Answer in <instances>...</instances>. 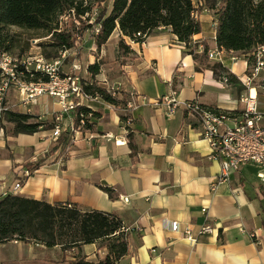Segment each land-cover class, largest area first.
I'll return each mask as SVG.
<instances>
[{"label":"crops","instance_id":"0c3cea01","mask_svg":"<svg viewBox=\"0 0 264 264\" xmlns=\"http://www.w3.org/2000/svg\"><path fill=\"white\" fill-rule=\"evenodd\" d=\"M199 19L202 31L193 37L198 52L206 41L210 53L216 52L211 63L221 62L245 79L246 57L217 47L214 12L205 11ZM114 36L120 40L119 30L109 41ZM126 42L135 59L128 66L124 90L137 105L124 111L100 97L84 100V106L100 112L92 119V130L75 129L74 108L65 110L57 97L42 95L27 102L17 89L9 91L7 111L60 126L61 133L71 132V143L53 150L59 138L53 136L55 127L14 134L13 125L3 119L0 198L13 193L118 215L130 244V253L119 264H264V185L258 168L244 163L228 182L217 184L221 163L212 158L198 119L180 107L170 114L162 101L195 100L205 108L240 116L242 99L253 91L264 111L261 81L250 87L242 83L245 89L239 92L211 69L198 71L187 45L169 28H161L143 43L128 38ZM17 183L21 188L14 192ZM102 187L112 188L114 198ZM173 222L181 230L190 227L197 236L206 223L215 231L199 235L193 243L172 230ZM78 252L95 264L108 254L97 243L65 252L60 246L14 240L0 244V264H62L64 258L74 260Z\"/></svg>","mask_w":264,"mask_h":264},{"label":"trees","instance_id":"16d2710c","mask_svg":"<svg viewBox=\"0 0 264 264\" xmlns=\"http://www.w3.org/2000/svg\"><path fill=\"white\" fill-rule=\"evenodd\" d=\"M105 1L0 0V51L12 54V45L7 44L9 36L6 33L11 26L37 30L42 33L40 37H49L48 42L40 45L42 54L49 59L75 48L77 39L85 32L92 35L97 48L101 50L113 33L119 30V50L123 55H128L133 51L126 38L143 43L161 28H169L180 42L187 45V53L197 62L198 71L211 69L217 79L226 80L239 92L245 89L240 78L227 66L221 62L211 63L206 41L202 42L203 49L198 52L199 44L193 43V37L202 31L199 16L205 11L214 12L217 17V47L243 54L249 67H252L255 63L254 51L264 46V0H113L111 8L103 4ZM96 6L100 7L98 12L94 11ZM70 59L74 61V58ZM88 72L91 81L81 82L87 94L98 96L105 103L124 111L129 109V93L124 86L122 90L117 87L114 95L95 80L101 72L100 62L90 64ZM40 78L46 79L38 73L33 79ZM73 101L76 103L74 127L83 131L92 130V119L99 117L100 112L78 105L79 99L76 97ZM128 117V113L121 115L122 120ZM4 119L13 125L14 134H34L55 127L32 115L13 111H6ZM82 119L85 120L84 126H81ZM70 143L71 132H63L53 150ZM39 165L37 163L32 169ZM102 189L114 198L112 188ZM14 240L45 247L60 246L65 252L97 243L99 248H107L108 254L96 264H119L121 258L130 253L127 232L118 215L97 210L84 211L77 205L50 204L11 193L0 198V244ZM62 264L95 263L78 252L74 260L66 261L64 258Z\"/></svg>","mask_w":264,"mask_h":264},{"label":"built area","instance_id":"2783aa9c","mask_svg":"<svg viewBox=\"0 0 264 264\" xmlns=\"http://www.w3.org/2000/svg\"><path fill=\"white\" fill-rule=\"evenodd\" d=\"M67 55L68 51L61 52L59 57L53 59L45 57L42 53L15 57L0 51V129L7 111V95L13 88L23 94L27 102H34L42 95L57 97L65 110L76 106L73 101L75 97L79 99L78 105H83L84 100L98 97H93L84 91L77 74L82 69L81 64L73 63L70 71H63ZM253 55L255 63L249 67V75L242 80V83L250 87L256 80H260L264 90V46H259ZM214 56L216 52L210 53L211 58ZM37 73L46 79L34 80ZM112 89L113 91H110L115 95V88ZM162 101L170 108V114L180 107L198 119L203 138L213 149L212 158L218 159L221 163L222 170L217 184L228 182L242 164L252 163L258 168V179L264 185V111L260 110L256 95L249 93L242 99L245 107L240 116H231L226 112L205 108L195 100L164 97ZM136 105L130 100L128 108L133 109ZM84 124L85 120L82 119L81 126ZM60 135L61 128L56 126L53 136L58 138ZM20 188L21 183L15 184L14 192ZM172 230L181 231L185 238L196 243L199 235L211 234L215 231V227L206 223L201 226L197 236L190 227L181 230L180 224L173 222Z\"/></svg>","mask_w":264,"mask_h":264},{"label":"rangeland","instance_id":"374dc122","mask_svg":"<svg viewBox=\"0 0 264 264\" xmlns=\"http://www.w3.org/2000/svg\"><path fill=\"white\" fill-rule=\"evenodd\" d=\"M112 1L106 0L103 4L111 8ZM99 10L100 7L96 6L94 11L98 12ZM76 24L79 25V22L77 21ZM6 33L9 36L7 44L12 45L11 53L15 57H28L42 53L41 43L49 41V37H40L42 35L40 31L27 30L17 26L8 27ZM118 40L119 37L114 36L111 41L107 42L99 50L92 35L89 32H85L82 37L77 39L76 47L68 51L63 71H69L73 63H79L82 69L77 74L81 82H88L91 81V76L88 72L89 63L100 62L101 72L95 78L98 84L111 91H113L112 88L116 90L117 87H120V90H122V86L126 82L128 66L135 57L132 54L123 55L119 50ZM71 55L73 57H69ZM70 58H74V61ZM261 100L264 102V96L261 97Z\"/></svg>","mask_w":264,"mask_h":264},{"label":"bare ground","instance_id":"6f19581e","mask_svg":"<svg viewBox=\"0 0 264 264\" xmlns=\"http://www.w3.org/2000/svg\"><path fill=\"white\" fill-rule=\"evenodd\" d=\"M253 94H255V92L253 91Z\"/></svg>","mask_w":264,"mask_h":264}]
</instances>
